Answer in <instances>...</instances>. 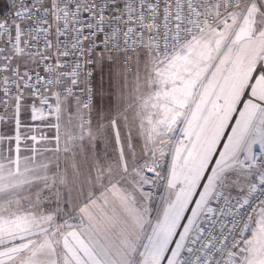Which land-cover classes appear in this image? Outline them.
I'll return each mask as SVG.
<instances>
[{
  "label": "snow or ice",
  "instance_id": "snow-or-ice-1",
  "mask_svg": "<svg viewBox=\"0 0 264 264\" xmlns=\"http://www.w3.org/2000/svg\"><path fill=\"white\" fill-rule=\"evenodd\" d=\"M0 264H264V0H0Z\"/></svg>",
  "mask_w": 264,
  "mask_h": 264
},
{
  "label": "rangeland",
  "instance_id": "rangeland-1",
  "mask_svg": "<svg viewBox=\"0 0 264 264\" xmlns=\"http://www.w3.org/2000/svg\"><path fill=\"white\" fill-rule=\"evenodd\" d=\"M27 116V115H26ZM25 116V117H26ZM44 131H47V129H44ZM177 136L180 135L179 132L176 133ZM171 162V157L167 156L165 159L161 162V172L162 174L166 175L169 169V164ZM153 192V199L151 201V208L152 212L150 214V219L153 223H155L156 217L161 213L162 208L164 207L165 200L167 198V185L165 180H160L158 183L151 187L150 189ZM235 193V191H233ZM214 204V201H213ZM212 204V206H213Z\"/></svg>",
  "mask_w": 264,
  "mask_h": 264
},
{
  "label": "built area",
  "instance_id": "built-area-1",
  "mask_svg": "<svg viewBox=\"0 0 264 264\" xmlns=\"http://www.w3.org/2000/svg\"><path fill=\"white\" fill-rule=\"evenodd\" d=\"M233 195H235V193H233ZM220 203L222 204V201H221ZM216 204H217V202H216V201H214L213 207H215V206H216Z\"/></svg>",
  "mask_w": 264,
  "mask_h": 264
},
{
  "label": "crops",
  "instance_id": "crops-1",
  "mask_svg": "<svg viewBox=\"0 0 264 264\" xmlns=\"http://www.w3.org/2000/svg\"><path fill=\"white\" fill-rule=\"evenodd\" d=\"M25 119L28 120V117L26 116ZM29 122H30V121H29Z\"/></svg>",
  "mask_w": 264,
  "mask_h": 264
}]
</instances>
